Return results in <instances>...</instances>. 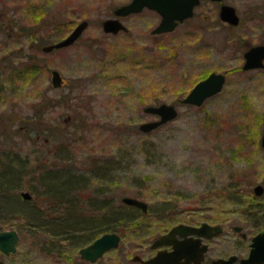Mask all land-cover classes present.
<instances>
[{"label": "rangeland", "instance_id": "rangeland-1", "mask_svg": "<svg viewBox=\"0 0 264 264\" xmlns=\"http://www.w3.org/2000/svg\"><path fill=\"white\" fill-rule=\"evenodd\" d=\"M130 1L0 0V174L2 182L16 180L0 185V200L8 197L0 203V231L17 230L21 257L32 256V263L80 258L88 244L30 228L17 210L36 203L23 201L21 193L36 198L43 174L72 173L82 187L71 195L85 213L89 206L121 204L133 219L119 233V247L94 264H138L136 254H150L149 239L180 221L200 222L220 212L248 234L238 236L239 247L228 237L226 253L247 256L252 236L264 230V212L247 218L238 205L220 204L218 195L238 182L252 193L251 203H264V195H254V187L264 184V68H242L244 52L264 43V0H251L254 12L241 6L244 19L235 28L208 6L174 31L153 34L161 18L145 8L122 18L127 32L106 33L103 21ZM84 19L89 26L73 45L43 50ZM53 69L61 72L62 87L53 86ZM213 71L227 75L223 90L202 106L183 103ZM163 102L176 104L178 117L151 132L140 130L142 122L157 118L144 107ZM141 194L153 210L177 220L162 226L153 211L144 216L122 202ZM168 200L173 210L164 207Z\"/></svg>", "mask_w": 264, "mask_h": 264}, {"label": "water", "instance_id": "water-1", "mask_svg": "<svg viewBox=\"0 0 264 264\" xmlns=\"http://www.w3.org/2000/svg\"><path fill=\"white\" fill-rule=\"evenodd\" d=\"M199 0H131L128 3L117 6L114 10V16L106 18L103 23V30L106 33L118 34L120 31H127L128 27L122 21L121 17H126L132 13L142 12L144 8L157 11L161 17V22L152 30L154 34L171 32L183 22L185 19L194 15V7ZM221 18L230 24L238 25L240 16L237 14L235 7L231 5L223 6L221 10ZM89 26V21L84 19L79 22L71 32L59 41L43 47L45 52L54 49L65 48L73 45ZM245 62L244 70L264 68V43L251 46L244 52ZM227 76L222 72H211L207 77L199 80L189 93L183 98V103L195 106H202L205 101L220 93L226 83ZM52 84L58 88L63 85V76L57 69L52 70ZM147 114L155 115L157 118L150 121L142 122L139 125L143 132H151L160 126L176 119L179 115L177 105L173 103L163 102L158 105H147L144 107ZM261 145L264 148V127L261 136ZM256 196L264 194V184H257L254 187ZM25 199H31L32 194L29 191L21 193ZM122 202L127 205H133L142 209L143 212L148 211V203L140 198L133 196H123ZM215 229L216 233L220 232L219 226H212L203 223L200 227L189 225L174 226L169 232L160 235L153 243V247H161L164 245H172L170 251L160 250L155 256L143 260L145 264H200L207 251V245L202 244V239L186 238L178 240L177 235L198 234L200 236L207 235L208 230ZM241 225L236 226V230H242ZM213 235V234H212ZM246 237L247 234L244 233ZM20 235L17 230H5L0 232V248L6 252L15 250L19 242ZM121 236L117 232L104 233L96 238L89 245L82 247L80 252L84 259L95 262L101 258L107 251L117 248L120 245ZM236 257L229 259H219L216 264H233ZM134 260H139L134 257ZM1 264V263H0ZM240 264H264V231L256 234L252 238L251 249L248 256L241 259Z\"/></svg>", "mask_w": 264, "mask_h": 264}, {"label": "trees", "instance_id": "trees-1", "mask_svg": "<svg viewBox=\"0 0 264 264\" xmlns=\"http://www.w3.org/2000/svg\"><path fill=\"white\" fill-rule=\"evenodd\" d=\"M251 135H253V133H251ZM232 157L236 158L237 154H233ZM247 158L251 160L250 157L247 156ZM106 169V167L98 169V174L95 173V178L105 173ZM15 182V178L13 180L7 178L3 182L1 181L0 185H4L3 187L7 188L6 186ZM240 186L238 182L229 184L222 193L218 195L221 199L220 204H236L244 212L243 216L251 218L256 215V217H258L261 212H264V207H258L255 202L254 204L251 203V199L253 198L252 193L245 194V189L243 192ZM81 187V185H77L76 178L72 173H45L43 174V185L37 197L27 201L31 203L32 201L33 203L36 202L33 207L30 206L29 208H25L20 206L17 210L24 213L25 222L30 228L46 229L44 233L58 238L59 236H63L61 240L74 239L76 245L79 247L93 242L104 233H120L125 227L132 223L131 220L133 219H130L129 216H127L128 214L122 211L121 204H118V207L115 208L108 203L95 205V208L89 206L88 212L85 213L86 211L83 210L85 205H80L78 200L75 199V196L71 195L76 188ZM1 194H3V192ZM141 195L136 196L142 198L143 194ZM246 196L247 198H245ZM1 198L6 200H3L4 202H7L8 197H5V195ZM22 199L25 201L23 197ZM3 201L0 200V203H4ZM170 203L172 202L169 200L164 203V207L167 211L173 210L174 208V206L169 205ZM124 205L133 207V209L144 216L153 211L154 214L157 215L158 220L164 221L162 226L177 220L174 215H165V211H163L162 208H155L153 210L150 204L146 214L137 207L127 204ZM61 209H75L78 211V214L61 216V214H59V210ZM174 213L176 212L174 211ZM63 225L66 226L63 228Z\"/></svg>", "mask_w": 264, "mask_h": 264}, {"label": "flooded vegetation", "instance_id": "flooded-vegetation-1", "mask_svg": "<svg viewBox=\"0 0 264 264\" xmlns=\"http://www.w3.org/2000/svg\"><path fill=\"white\" fill-rule=\"evenodd\" d=\"M225 5H231V6L235 7L237 14L240 16V23L238 25H233L227 21L222 20L221 10H222L223 6H225ZM208 6L210 7V10H209ZM241 6H245V8L248 10V12H250V10L252 12H254L256 4L254 2H252L251 0H199V3L194 7V15H196L199 12H202L203 8L209 10V12L216 11L218 14V18L222 22V24L228 26L229 28H235V27L241 25V23L243 22V19H244L243 18L244 15H243V11L241 9ZM122 18H124V17H122ZM160 18L161 19H160L159 23L162 20L161 15H160ZM190 18L185 19L183 22H186ZM183 22H181V23H183ZM181 23H179V24H181ZM127 31H121V32H127ZM63 85H64V78H63ZM1 170H2V162L0 163V173H1ZM2 172H4V170ZM1 175L2 174H0V183H1ZM255 197L259 198L256 195H255ZM260 197H262V196H260ZM31 199H25L24 198L25 201H29ZM255 204H257L258 207H261V206L264 207V203L261 204L259 202V200L255 201ZM215 215L212 214V216H207L206 218L202 219L200 222L199 221H186V220L180 221L177 224H175L174 226L183 224V225H189V226H194V227H200L203 223H207V224L212 225V226H219L220 227L219 233H216V230L212 229V230H208V232L206 233L207 235H203V236H200L198 234H191V235H187V236L177 235V239L180 241L185 240L186 238H190V237L193 239H197V238L202 239V244L207 245V251L205 252V257L200 264H216V261H218L219 259H229L232 256L236 257L233 264H240L241 259L246 257V256L240 255L237 250L232 251L230 254H227L226 253L227 238L228 237L229 238H235V247H239L238 236L240 237L239 239L242 240L243 238H247L248 234L246 232H244V230H243L244 227L242 225H241L243 227L242 230H236V226H239L238 224H233V223L229 224L228 223V221H229L228 217L226 216L225 213L222 214L220 212L218 214V216H215ZM229 226H230V230L228 228ZM173 227H171L169 230L159 234L158 236H156L152 239H149L148 241L150 242V246H149L150 254L148 255V257L143 258L141 253L136 254L134 257H138L139 260H134V261H136L138 264H145L143 262V260H147V259L155 256L160 250H166V251L172 250L173 249L172 245L153 247V243L160 235H163V234L169 232ZM3 231H5V230H3ZM229 231H230V234H229ZM262 231H264V230H261V231L257 232L256 234H258ZM244 233L247 234L246 237L244 236ZM252 238H253V236H252ZM252 238H251V242H250V249H251ZM250 249H249V252H250ZM80 254H81V252H80ZM64 259L66 261L67 260L69 261V263H67V264H94V262H91V261L84 259L82 257V255L78 259L70 258V257H67V258L64 257ZM31 260H32V256L28 260H24L21 257V250L18 247L15 250H11L9 252H6L0 248V263L1 264H35V263H32L33 261H31ZM60 264H65V263H60Z\"/></svg>", "mask_w": 264, "mask_h": 264}]
</instances>
